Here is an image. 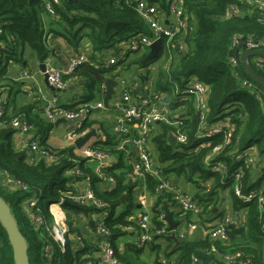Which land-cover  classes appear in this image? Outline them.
I'll return each mask as SVG.
<instances>
[{"label":"trees","instance_id":"1","mask_svg":"<svg viewBox=\"0 0 264 264\" xmlns=\"http://www.w3.org/2000/svg\"><path fill=\"white\" fill-rule=\"evenodd\" d=\"M57 1L0 0V82L6 75L10 61L20 62L26 59V49L29 50V57L44 63L50 53L47 36L51 31L75 48L80 47L83 39L90 46L86 51L87 61L78 64L71 74L62 76L66 81L72 78L82 81L79 99L61 105L68 110L80 111L85 103L102 101L106 77L109 75L117 78L121 71L126 70L127 65H136L138 70H142L154 62L162 61L153 78L148 72H139V85L132 90V94L152 98L149 88H145L146 82L151 81L153 90L161 96V106L166 107L170 113L179 110L180 115L175 117L179 122L176 127L162 122L151 126L148 145L159 165L161 177L177 176L186 184L194 186L191 197L201 207V211L195 215L179 211L174 213L173 219L177 222L175 239L166 233L154 236L146 247L139 248L127 241L123 242L122 249H118V238L130 232L135 235L138 233L133 211L138 204V189L141 188L135 187L142 184L132 182L127 177L131 168L128 162L135 158L131 145L128 148L119 147L122 139L137 134L133 129L137 121L128 122V133L120 134L114 130L115 122L111 128L102 119L90 118L94 109H89L81 130L96 127L102 133V138L93 141L92 146L114 156L115 161L103 168L105 175L114 180V185L94 189L95 196L103 203L100 208L69 200L68 205L63 203L69 234L80 236L82 246H78L70 238L65 250L61 251L48 233L44 231V237L40 236L25 211L24 203L41 190L38 205L46 221H50L51 218L48 213H44L40 201L46 196L58 199L59 191L73 190L74 177L66 175L65 171L72 169L77 163L90 175L91 181L94 182L96 177L91 170L83 167V160L75 154L73 147L58 148L47 142L54 125L44 118L36 98L32 103L11 110L8 109L7 98L4 103L0 101V106H3L0 116V173L19 180L26 185L27 190L8 185L0 174V197L8 205L25 238L29 264H83L87 260L99 264L95 255L99 252L102 237L96 234L95 221L98 212L104 210L107 213L102 220L111 233V243L120 264H237L240 260L247 261L248 264H262L264 220L260 213L264 203L259 205L257 198L259 195L264 197V89L251 80L239 62L240 54L247 50L246 40L264 42V21L257 8L248 0H184L192 31L180 34L177 40L170 42V47L162 39L158 55L150 61L141 62L147 53L145 51L126 63L120 62L103 69L100 64L104 61L106 52L116 51V43L127 41L130 36L139 32L147 33L134 6L127 4L125 0ZM149 1L166 8L165 0ZM47 3L53 8V15L47 12ZM231 6L237 11L226 16ZM44 15L49 16V22L57 27L46 30ZM234 38L238 43L233 42ZM257 48L264 50V44ZM170 49L173 54H170ZM231 56L237 60L233 66L228 63ZM247 61L264 81V57L250 55ZM194 79L206 87L203 120L200 118V108L194 106L193 95L183 92ZM13 86V83L0 84V92L3 87L11 91ZM115 115L117 117L118 113ZM13 118L25 121L30 126L33 139L39 141L47 154L59 156L58 159L52 161L47 155H42L32 162L28 161V151L13 145L12 136L16 130L11 125ZM219 124L222 129L217 133L208 138L200 136L203 129ZM177 129L186 135V142L170 144L167 136ZM227 133L229 142L225 143ZM220 144L221 150L213 153L208 162H221L223 169H208L204 164L205 157ZM127 151L129 154H126ZM248 153L256 155L255 162H248ZM254 167L258 170L256 173ZM237 173H240L241 196L233 191ZM143 179L148 192L154 196L151 222L158 229L162 226L157 218L162 203L166 202L172 210L177 204L171 193L158 189L161 182L158 178L146 173ZM225 191L230 197L232 211L242 212L243 218L237 225L226 224V238L220 240L204 235L199 230H208L223 222L227 212L216 209V206L219 194ZM248 195V200L242 198ZM88 219L93 221L92 225ZM189 223L197 224L198 231L180 237V231ZM123 227H128V231ZM44 244L52 247L49 257L43 255ZM225 256L233 257V260L226 263ZM194 258L197 260L195 263ZM0 264H15L11 245L1 223Z\"/></svg>","mask_w":264,"mask_h":264},{"label":"built area","instance_id":"2","mask_svg":"<svg viewBox=\"0 0 264 264\" xmlns=\"http://www.w3.org/2000/svg\"><path fill=\"white\" fill-rule=\"evenodd\" d=\"M248 1L257 8L262 20L264 21V0ZM54 2L57 3L58 1L54 0ZM125 2L134 6L141 20L147 26V33L139 32L138 34L130 36L127 41L116 43L114 47L116 51L109 53L106 59H104V61L100 64V67L103 69H108L120 62L126 63L133 57H137L145 51L148 52L149 46L158 39H161V41L162 39H165L167 47H170V42L174 39L177 40V37L180 34L183 35L186 32L192 31V25L189 23L185 12L184 0H165L164 3L166 8L161 7V5L157 2L149 0H125ZM46 10L49 14H54L53 8L49 5V3L46 4ZM236 11V8L231 6L227 11L226 16H231L232 14H235ZM233 42L238 43V40L234 38ZM262 44H264V42L253 41L251 39L245 41L247 50L258 49L257 47ZM170 54H173V50L171 49ZM84 61H87L85 51L71 57L64 67L52 65L45 61L43 74L46 75L47 84L54 88V92L51 94H46L41 88H37L36 100L39 103L41 113L44 118L52 122L53 125L58 119L66 120L68 118H76L73 123H60L59 125L66 124L68 126L64 134L66 146L73 147L75 154L83 160V167L91 170L94 173L96 180L94 182L91 181L90 175L84 169L80 168L79 164L77 163L72 169L65 171L66 175H71L74 177V187L70 192L59 191L60 197L58 199L53 198L48 203L47 213L51 218L50 223L46 221V218L44 217V214L38 205L40 196L42 195L41 190L37 192V195L34 198L29 199L24 203V208L28 217L30 218L32 225L39 231L40 236L42 235L44 237V231L48 233V236L54 240L61 251L65 250L67 241L70 238L75 240V242L78 243V246H82L80 236H72L69 234V228L66 223V214L62 208V205L64 201L69 200L72 203L100 208L103 203L95 196L94 189H97L98 186L103 184L108 185L105 188H110L114 185V180L111 177L106 176L103 171V168L111 163L106 162V158L110 157V155L92 146L93 141L99 139L91 136L90 139L80 147H76L75 141L90 131L88 128L81 130L82 122L84 118L88 116L87 113L89 109L92 110L98 108L103 110H112L113 112L118 113L115 121L116 127H114V130L120 134L128 133V122L137 121V124L133 125V129L136 130L137 134L134 137L127 136L122 139L119 147L125 146V148H128V145H131L135 156L134 159L128 162L131 168L127 173V177L132 182L138 181L140 185L142 184L141 186H136L135 189L141 187L138 189L137 198L139 202L143 204L142 206L146 207L135 215L133 214V218L137 219L138 233L135 235L132 243L139 248L146 247L150 242L153 241L154 236L163 235L166 233L170 234V231L168 230V224L165 220V214L161 208L157 218L162 222V226L158 229H155L151 222L152 207L147 208L146 193L148 190L143 179L146 173L158 178L161 181L158 185V189L171 193V197L176 202L179 212H182V214L190 213L195 215L201 211V207L192 199L191 194L181 189L178 185H173L171 183L173 177H161L159 165L155 162L148 145L151 126L154 123L162 122L176 127L179 122L175 119V117L180 115L179 110L176 111L178 113L175 112V115H172L173 111L170 113L166 107L161 106V96L153 90L151 81L149 82L151 87H149L146 82L145 88H149L150 95L153 94V97H148L147 99L140 94L136 93L135 96L132 94V90H134L139 85V81L135 79H130L127 81L124 78L116 79L118 81L117 87L119 95H113L110 98L107 106H104L103 101H96L83 104L80 111L68 110L61 107L62 104H60L59 93L68 87L70 81H76L75 78L66 81L62 78V76L71 74L75 67ZM236 62L237 60L234 56H231L228 59V63L231 66L235 65ZM95 66H97V64ZM26 76L29 77V73L26 74ZM183 92L193 95L195 99L194 106L195 108H200V118L203 120L204 102L206 97L205 85L194 79L187 84ZM185 97L186 96H183V98ZM0 101L4 103L5 98L1 97ZM2 112L3 106H0V116ZM11 125L14 127V129H16V131L22 134L31 133L30 126H28L25 121H21L18 118H13ZM54 128H56V126H54ZM221 129V124L215 127L206 128L202 130L200 136L208 138ZM99 134L102 138V133L99 132ZM171 134L175 138L174 145L186 142V135L180 130L177 129ZM224 142H229L228 133ZM27 146L28 161L30 162L42 155H47V158L52 161L57 160L59 157L57 155H53L52 153L47 154V150L40 146L38 140L33 139L32 134L28 138ZM221 147L222 144L216 145L210 155L208 154L205 157L204 164L208 167V169H223L221 162H216L215 164H210L208 162L209 157L213 155V153L220 151ZM126 154H129V151H127ZM247 155H249V153ZM247 158L249 163L253 162L251 155L247 156ZM126 159H128V157H126ZM0 174L4 177V180L8 185L18 189L27 190L26 185L21 183L19 180L8 176L3 172ZM239 186L240 173H237L233 184V191L236 195L241 196ZM242 198L244 200H248L250 196H242ZM257 200L259 205L263 204V195H259ZM106 213L107 210L98 212V217L95 221V226L97 229L96 234L99 237H102L100 239L99 252L95 255V257L98 258L99 264H120L115 256L114 246L111 243V233L105 227L102 220L103 215ZM260 217L264 220V205L261 206ZM88 221H90V219H88ZM240 222L241 220L233 219L228 214H226L223 222L219 223L215 227L209 228L208 230H203L200 228L199 231H201L204 235H209L211 238H219L220 240H224L226 238L225 225L229 223L237 225ZM198 227L199 226L197 224L189 223L180 231V237H184L186 234H193L194 232L198 231ZM123 229L128 231L129 228L123 227ZM116 244L118 249L123 248L122 242L117 241ZM42 251L44 257H49L52 254L51 245L44 244ZM232 260L233 257L225 256L224 258L226 263H230ZM193 261L194 263L197 262L195 258ZM83 264L95 263L91 260H87ZM237 264H248V262L240 260ZM262 264H264V259Z\"/></svg>","mask_w":264,"mask_h":264},{"label":"crops","instance_id":"3","mask_svg":"<svg viewBox=\"0 0 264 264\" xmlns=\"http://www.w3.org/2000/svg\"><path fill=\"white\" fill-rule=\"evenodd\" d=\"M49 18L50 17L47 15H44V17H43V20L45 23V28L48 31H50L51 27H53V28L57 27L55 24H51V22H49L50 21ZM47 37H48L47 43H48V46L50 48V53H49V56L46 59V61L52 65L64 67L68 63V61L71 57H73V56H75L81 52H84V51L86 53V51L89 50V48H90L89 43L86 39H83L81 41V45L79 48H75V47L71 46L70 44L66 43L63 38H61L60 36H57V34H55L52 31L48 32ZM51 51H53V53ZM108 55H109V53L106 52L105 59ZM149 66L143 68L142 70H139V72L141 74L147 73ZM130 67H131V73L129 74L125 71L127 69H130ZM130 67L126 68V70L121 71L120 76H118L117 78L126 79L125 75H127V76H130L131 79H135L138 81L139 80L138 77H136L132 74V69H134L136 67V65H132ZM28 73L30 75L29 77L26 76V74H28ZM107 77H111V76L108 75ZM150 77H153V75H151ZM111 78H113V77H111ZM117 78H114V79H117ZM79 80L80 79H78L76 81H70L68 86L73 85V88L68 89V87H67L65 90H63L59 93L60 104H62V105L63 104H69V103H72V102L77 101L79 99V96L82 93V85L79 84ZM149 82L150 81L147 82V85L149 87H151ZM9 83L14 84V86L12 87V90L9 91V90H7L8 88L3 87L2 91L0 92L1 93L0 99H1V97H4L5 100L7 101V98H8V105L7 106H8V109H10V110L13 108L19 107L21 105H24V104L32 103L34 98H36V89L37 88H41L46 94H51L50 89L48 88L47 84L45 83L44 74L41 72V70L39 68V62L37 60H35L34 58H31V57L28 60L23 59L20 62L10 61L7 64L6 75L2 78V81L0 82V84L5 85V84H9ZM103 90H104V86H103ZM117 95H119L118 87L115 88V93H114V96H117ZM103 96H104V94H103ZM102 101H103V98H102ZM115 116H116L115 113H113L110 110H103V109L96 108L90 114L89 117L90 118H97L100 120L102 119L106 125H108L109 127L112 128L114 125V122H115V118H116ZM67 127L68 126L66 124H62V125H59L56 128H54L52 130V132H50L47 142L50 145H52L54 147H58V148L66 146V140H65L64 134H65ZM57 131H59V132H57ZM29 136H31V133L30 134H24V133L22 134V133L15 130V133H13V136H12L13 145L16 148H23V149L28 151L27 144H28ZM151 152H152V150H151ZM255 156H256L255 154L251 155V159L253 162H255V160H256ZM254 169H255V167H254ZM257 171H258L257 169L254 170L255 173ZM182 182H184V180L180 179V182L178 184L179 187H180ZM107 186H108L107 184H103V185L98 186V188L103 189ZM181 189L185 190L189 194L194 192V186L190 185L189 183L186 184L185 188H181ZM146 196H147V198H146L147 208H150V207H152V205L154 203V196H151L148 191L146 193ZM137 202H138L137 205H139V207L136 206V209L133 211L134 215L146 207V206H144V207L142 206L143 204L139 202L138 198H137ZM216 209L226 210L227 214L233 219L242 220V218H243L242 212L234 213L232 211L231 205H230V197H229L227 191L219 194V201L217 202ZM134 237H135L134 232H130L128 235H125V236L118 238V241H120L122 243L127 242V241L132 242Z\"/></svg>","mask_w":264,"mask_h":264},{"label":"water","instance_id":"4","mask_svg":"<svg viewBox=\"0 0 264 264\" xmlns=\"http://www.w3.org/2000/svg\"><path fill=\"white\" fill-rule=\"evenodd\" d=\"M161 39H158L154 41L150 46L148 52L145 54V56L141 59L142 63H145L147 61H150L154 59L161 48ZM53 53V51H51ZM250 55H256V56H263L264 57V50L262 49H248L243 51L240 56H239V62L248 74V76L253 80L254 82L258 83L259 85L262 86L264 89V81L258 76V74L253 70L252 66L248 63L247 59ZM130 65H127V68H129ZM39 68L41 72L43 73L44 68H45V63H39ZM132 74L134 76H139V70L137 67L132 69ZM45 77V83L47 84L46 81V75ZM79 84H82V81L79 80ZM48 88L50 89L51 93L54 92V88L50 85H48ZM104 86V96H103V104L104 106L108 105V102L110 98L114 95L115 93V88L118 86V81L114 78L111 77H106L103 83ZM73 85H69L68 89H72ZM76 120V118H68L66 120L64 119H58L54 122V126H58L60 123H73ZM91 136H94L97 139H100V134L98 132V129L96 127L92 128L87 134L79 137L75 141L76 147L82 146L86 141L90 139ZM167 141L170 144H175V138L172 134H169L167 136ZM115 160L114 156H110L106 158V162L110 163ZM180 182L179 177L174 176L171 180V183L173 185H178ZM186 183L182 182L180 187L185 188ZM121 200H124V195L121 196ZM65 205H68L69 203L67 201H64ZM139 207V205H137ZM161 209L163 210L165 214V220L168 224V230L170 231V237L175 239L174 236V229L177 225V222L174 221L173 215L174 213H177L179 211L178 207H176L174 210L169 209L168 205L166 202H163ZM216 210V209H215ZM0 223L3 226L5 233L7 235V239L11 245L12 249V254L14 258V263L15 264H29L28 257H27V246H26V241L23 235L20 233L17 224L10 212V209L8 205L5 203V201L0 197ZM93 221H90V224L92 225Z\"/></svg>","mask_w":264,"mask_h":264},{"label":"rangeland","instance_id":"5","mask_svg":"<svg viewBox=\"0 0 264 264\" xmlns=\"http://www.w3.org/2000/svg\"><path fill=\"white\" fill-rule=\"evenodd\" d=\"M145 30H147V26L145 25ZM25 52H26V54H25V58L28 60L30 57L28 56L29 55V50L28 49H26L25 50ZM162 64V61H158V62H154V63H152V64H150V66H149V69H148V73H149V75L151 76V75H153V77H155V71H156V69L160 66ZM25 71V70H24ZM125 72H127V73H131V67H130V69H127ZM126 76V80L127 81H129L131 78H130V76H127V75H125ZM152 77V78H153ZM151 79V78H150ZM176 113H178V112H176ZM172 115H175V112H172ZM57 132H59V131H57ZM52 200V198L51 197H49V196H46V197H43L42 198V200L40 201L41 202V205H42V208H43V211H44V213L46 214L47 212V210H46V207H47V203H49L50 201ZM48 215V214H47ZM49 216V215H48ZM49 218V217H48ZM50 219V218H49ZM48 223H50L51 221H47Z\"/></svg>","mask_w":264,"mask_h":264}]
</instances>
